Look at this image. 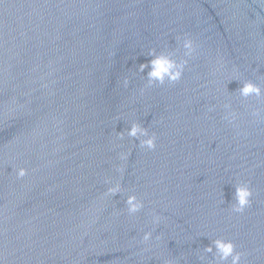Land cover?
Returning a JSON list of instances; mask_svg holds the SVG:
<instances>
[{
	"label": "water",
	"instance_id": "water-1",
	"mask_svg": "<svg viewBox=\"0 0 264 264\" xmlns=\"http://www.w3.org/2000/svg\"><path fill=\"white\" fill-rule=\"evenodd\" d=\"M152 53L181 78L149 85ZM217 239L264 264V0H0V264H217Z\"/></svg>",
	"mask_w": 264,
	"mask_h": 264
},
{
	"label": "clouds",
	"instance_id": "clouds-1",
	"mask_svg": "<svg viewBox=\"0 0 264 264\" xmlns=\"http://www.w3.org/2000/svg\"><path fill=\"white\" fill-rule=\"evenodd\" d=\"M184 47L191 49V43L186 41ZM152 57L151 60L146 64L139 65V71L144 73L147 69V80L149 85L153 83L163 84L166 80L173 82L179 80L183 74V64H177L176 61L172 60L169 56L164 54H150ZM186 63V62H185ZM128 80L125 79L124 85L127 86ZM240 92L243 96L247 97L250 94H260V89L254 86L251 83H246L241 89ZM128 135L132 137L144 136L147 137L142 141L143 145H146L149 148H154L155 140L154 137H149L146 129L139 127L138 125L133 124L128 130ZM122 138V137H121ZM25 173L23 170L20 172V176H23ZM235 199L236 206L234 211L240 213L250 204L251 192L247 186H238L235 188ZM148 236H145L147 239ZM215 249V252L218 256L217 264H224L231 258V264H239L240 254L235 251V247L231 242H225L223 240H215L211 242L209 247L205 248L206 252L211 253Z\"/></svg>",
	"mask_w": 264,
	"mask_h": 264
}]
</instances>
